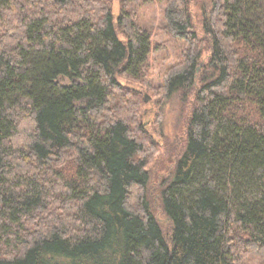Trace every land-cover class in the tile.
I'll use <instances>...</instances> for the list:
<instances>
[{"label":"trees","instance_id":"trees-1","mask_svg":"<svg viewBox=\"0 0 264 264\" xmlns=\"http://www.w3.org/2000/svg\"><path fill=\"white\" fill-rule=\"evenodd\" d=\"M164 21L186 45L164 96L197 89L167 228L119 83L150 34L103 0H0V264H264V0H168Z\"/></svg>","mask_w":264,"mask_h":264},{"label":"rangeland","instance_id":"rangeland-1","mask_svg":"<svg viewBox=\"0 0 264 264\" xmlns=\"http://www.w3.org/2000/svg\"><path fill=\"white\" fill-rule=\"evenodd\" d=\"M103 1L110 4L115 18L122 8L131 11L139 27L151 37L144 78L140 81L119 79V83L135 95L136 125L141 127L138 136L144 140L148 163V199L153 202L152 208L161 225L167 228L160 212L158 191L169 179L174 164L184 149L187 121L194 107L197 89L184 102L180 94L166 99L163 88L167 73L181 63L186 45L171 38L165 29L164 12L168 0H151L150 4H145L143 0ZM191 13L200 36V13L195 7L191 8ZM203 61H206L205 57ZM68 83V80H61L63 85Z\"/></svg>","mask_w":264,"mask_h":264}]
</instances>
